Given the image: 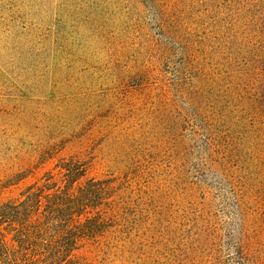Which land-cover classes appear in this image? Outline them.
I'll list each match as a JSON object with an SVG mask.
<instances>
[{
    "label": "rangeland",
    "instance_id": "obj_1",
    "mask_svg": "<svg viewBox=\"0 0 264 264\" xmlns=\"http://www.w3.org/2000/svg\"><path fill=\"white\" fill-rule=\"evenodd\" d=\"M45 150L127 180L92 264H264V0H0V181Z\"/></svg>",
    "mask_w": 264,
    "mask_h": 264
},
{
    "label": "trees",
    "instance_id": "obj_2",
    "mask_svg": "<svg viewBox=\"0 0 264 264\" xmlns=\"http://www.w3.org/2000/svg\"><path fill=\"white\" fill-rule=\"evenodd\" d=\"M53 153L0 181V264H92L81 255L87 244L131 229L126 179L90 176L84 159Z\"/></svg>",
    "mask_w": 264,
    "mask_h": 264
}]
</instances>
